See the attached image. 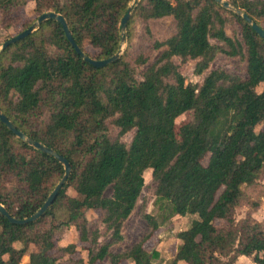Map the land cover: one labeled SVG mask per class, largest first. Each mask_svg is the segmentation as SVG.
Instances as JSON below:
<instances>
[{
    "label": "trees",
    "instance_id": "obj_1",
    "mask_svg": "<svg viewBox=\"0 0 264 264\" xmlns=\"http://www.w3.org/2000/svg\"><path fill=\"white\" fill-rule=\"evenodd\" d=\"M21 1L0 0L2 26L18 23ZM33 1L37 16L62 14L81 49L106 59L120 49V22L133 0ZM228 1L264 28V0ZM163 18L173 20L174 33L155 41L162 51L142 78L126 53L101 68L83 60L55 19L0 53L1 111L71 166L58 195L36 220L14 223L0 212V264L107 259L155 264L159 251L149 252L143 241L124 252L111 250L124 238L120 225L135 210L147 171L161 206L167 204L175 215L197 216L178 232L171 264H234L240 256L264 264V227L252 217L236 218L246 188L264 177V38L215 0H139L127 24V42L136 20ZM230 20L240 25L241 37L227 33ZM220 53L245 59L246 77L220 68L205 74ZM177 59L195 60V73L205 74L202 82H186ZM146 62L145 57L137 61ZM187 113L190 120L177 129ZM109 124L118 129L116 136ZM130 131L127 144L121 137ZM64 173L56 157L23 141L0 120V203L12 217L37 212ZM90 210L100 211L112 241L102 242L99 230L90 228ZM145 216L159 228L158 220ZM64 227L78 232L77 241L59 246ZM17 244L23 251L19 258Z\"/></svg>",
    "mask_w": 264,
    "mask_h": 264
},
{
    "label": "rangeland",
    "instance_id": "obj_2",
    "mask_svg": "<svg viewBox=\"0 0 264 264\" xmlns=\"http://www.w3.org/2000/svg\"><path fill=\"white\" fill-rule=\"evenodd\" d=\"M21 2L23 5L17 9V13L20 16L18 23L10 28L2 26L0 23V46L6 40L28 28L39 17L34 11L35 2L33 0H22ZM132 30V39L130 42H127L126 39L122 53L128 54L129 58L136 62L137 77L142 78L143 71L155 61L159 53L162 51L154 48L155 41H163L172 35L174 33V22L171 18L152 20L148 23H145L142 20H136ZM226 30L231 36L236 33L238 37H241V27L235 20H230L228 22ZM213 42H215V40H213ZM87 49L94 55L97 52V50L91 46H87ZM142 57L147 58V62L144 65L137 63ZM177 60L180 63V68L186 78V82L200 83L208 71L216 68L226 70L241 78H244L247 75L246 60L240 56L231 57L223 53L218 54L216 59L212 62L210 69L202 76L197 75L194 71L196 66L195 60H188L186 62H180L179 59ZM190 118V113L180 117L177 121V129L179 125L188 122ZM109 132L112 136H116L118 129L112 124H109ZM133 134L134 132L130 131L122 136L121 139L129 144L133 138ZM68 192L72 195L75 194L73 189H69ZM111 193V188H108L105 192L107 196H110ZM78 197L82 198V196ZM147 214H151L156 220H158L160 224L159 228L153 229L152 224L145 216ZM87 217L89 219L90 228L93 230H99L102 242L113 240L111 233L106 231V228L102 223V215L100 211L90 210L87 212ZM196 217V215H175L172 213L171 207L167 204L161 206L160 203L157 202L155 183L153 182L150 171H147L145 174V187L140 200L131 216L120 225L124 238L122 241L114 243L111 250L113 252H124L133 244L143 241L145 248L149 252L154 250L159 251L160 256L155 259V264H171L172 258L177 252L180 243L177 238L178 232L187 229L191 225L193 218ZM246 217H252L264 227V177L254 185L246 188L245 198L237 207L236 218L244 219ZM224 224L225 222L218 221V225ZM77 237L78 232L75 229L64 227L61 231V240L58 244L59 246H64L71 242H76ZM58 248L59 247H57L55 251L58 250ZM16 250L15 256L16 258H19L22 256L23 251L21 247H16ZM82 255L87 259V252L82 251ZM60 257L62 259L64 258L63 255ZM97 264H110V261L107 259L98 262ZM123 264H133V262L129 260L125 261ZM235 264L255 263L252 257L243 256L238 259Z\"/></svg>",
    "mask_w": 264,
    "mask_h": 264
},
{
    "label": "water",
    "instance_id": "obj_3",
    "mask_svg": "<svg viewBox=\"0 0 264 264\" xmlns=\"http://www.w3.org/2000/svg\"><path fill=\"white\" fill-rule=\"evenodd\" d=\"M137 1L138 0H133L131 2L129 8L127 9V11L125 13V15L121 19V22H120V34H121L120 49L118 50V52L116 54H114L113 56H111L109 58L95 59V58L89 56L87 53H85L81 49V47L77 44L72 32L69 29V26H68V23H67L65 17L62 14L54 12V11L45 12V13L39 15V17L36 19V21L33 22L28 28H26L25 30L18 33L17 35H15V36L11 37L10 39L6 40L5 42H3V44L0 46V53L3 52L9 45H11V44L23 39L24 37L28 36L29 34H31L44 21H46L48 19H55L62 25L63 30H64L69 42L71 43L73 48L76 50V52L83 58V60L87 61L88 63H90L94 67H98V68L104 67V66H106L112 62L117 61L122 56L123 45L125 44L126 39H127V36H126L127 24H128V21L132 15L133 7ZM215 1L218 2L219 4H221L224 8L229 9V10L235 12L236 14H238L239 16H241L242 18H244L252 26V28L261 37L264 38V28L261 25H259L257 22H255L246 12H244L243 10L233 6L228 0H215ZM0 120L4 124H6L7 127L10 130H12L23 141H26L31 146H33L37 149H40L44 152H47V153L53 155L54 157H56L64 165V168H65V173H64V176L61 179V181L57 184V186L54 188L52 193L49 195V197L46 200V202L44 203V205L37 212H35L31 217L26 218V219H16V218L12 217L9 214V212L7 211V209L5 208V206L0 203V212L3 215H5L11 222L24 224V223L36 220L42 214L45 213V211L49 208L50 204L54 201V199L58 195L62 186L65 184L68 176L70 175L71 166H70L69 161L63 155L59 154L56 150H54L51 147L44 145L43 143H41L37 140H34L33 138L26 135L23 131L19 130L8 119V117L1 111V109H0Z\"/></svg>",
    "mask_w": 264,
    "mask_h": 264
},
{
    "label": "crops",
    "instance_id": "obj_4",
    "mask_svg": "<svg viewBox=\"0 0 264 264\" xmlns=\"http://www.w3.org/2000/svg\"><path fill=\"white\" fill-rule=\"evenodd\" d=\"M64 246H65V245H64ZM16 247H19V245L17 244ZM242 257H243V256H240L238 259H240V258H242ZM246 257H247V256H246ZM26 259H27V256H24V260H26ZM238 259H237V260H238ZM131 262H132V261H131ZM235 263H236V262H235ZM235 263H234V264H235ZM255 264H256V263H255Z\"/></svg>",
    "mask_w": 264,
    "mask_h": 264
}]
</instances>
